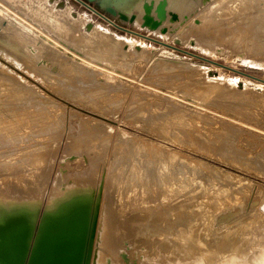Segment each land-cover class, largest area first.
<instances>
[{
  "label": "rangeland",
  "instance_id": "obj_1",
  "mask_svg": "<svg viewBox=\"0 0 264 264\" xmlns=\"http://www.w3.org/2000/svg\"><path fill=\"white\" fill-rule=\"evenodd\" d=\"M26 1L0 0V6L28 24L36 42L41 36L47 42L35 47L7 33L11 24L0 15V123L27 121L31 114L30 122L43 126L21 142L22 176L3 175L1 187L15 182L19 187L10 190L32 195L43 210L52 197L87 185L98 192L99 205L105 201V223L120 227L123 238L138 220L128 211L140 196L134 186L152 185L142 182L141 169L159 156L171 168L177 165L186 183L181 196L194 202L190 212L196 213L186 216L182 231L196 218L218 243L226 240L230 250L218 251L224 259L216 254L211 264H264V0H205L184 14L168 0L162 19L155 9L161 0H142L143 10L132 12L109 0H100L101 8L85 0H49L80 19L69 32L53 27ZM108 5L135 15L134 22L103 12ZM146 16L161 24H144ZM8 171L0 167V173ZM120 203L127 204L119 212L127 218L117 214L125 209ZM187 231L179 237L184 255ZM144 247L139 254L148 252ZM195 256L192 264H206L203 253Z\"/></svg>",
  "mask_w": 264,
  "mask_h": 264
},
{
  "label": "bare ground",
  "instance_id": "obj_2",
  "mask_svg": "<svg viewBox=\"0 0 264 264\" xmlns=\"http://www.w3.org/2000/svg\"><path fill=\"white\" fill-rule=\"evenodd\" d=\"M109 1L111 3L112 2L115 3L116 5L115 4L114 5L117 7L119 6L123 9L126 8V10H128L130 12H132V10H131L132 8L137 9L138 11L143 10L142 0H109ZM161 1H162V3L156 5L155 9H156V12H158V17L162 19L165 16V13H164L165 10H164L163 4L165 3V1L168 2V0H164V2H163V0H161ZM204 1L205 0H196V1L195 0H171L174 8L182 11L183 14H184V12L192 13L198 7V5H200V4L202 5V3ZM199 2H202V3H199ZM25 3L28 5V7L32 11L40 14L43 18L48 20V22L55 28L62 29L64 31L69 32L71 30L76 29L78 27V24L80 23V19L78 17H76L77 15L72 17L71 16L72 11L70 10L69 7H67V5L63 6L64 5L63 3H61V6H63L64 8H61V9L58 8V4H54V3L52 4L51 3L52 4L51 5L49 0H27ZM0 15L3 16V18L4 17L7 18V20L11 24V25H8V26H10L9 28L7 26H5L4 31H6V29H7L8 31L13 33V35H16L17 38H21V39L24 38L26 41L29 40L30 42L33 41L35 47H37V45L40 43H46L47 42V38H45L44 36H41V39L40 40L38 39L39 41L37 40V42H36V37L38 36L37 33L28 24L19 20L14 15H11L5 8H2L1 6H0ZM73 15H74V13H73ZM128 16H131V15H128ZM197 16L200 18L199 15H197ZM0 23H1V21H0ZM85 24H86V29L91 30L94 27V25L89 23L88 21H86ZM92 25H93V27H92ZM22 34H24V35L21 36ZM262 34H264V32H262ZM4 35L2 34V36H4ZM7 36L8 35L6 34V36L4 38H6ZM8 38L10 39V37H8ZM6 40H7V38H6ZM15 40H17V42L19 41L18 39H15ZM29 41H27V42H29ZM100 46L103 47L102 44H100ZM84 48H87V46L85 45ZM168 55H169V53H168ZM29 115H31V114L27 115V121H23V122L18 121L16 123H10V122L2 123V124L0 123V155L6 158V159L0 161V167H11V171L5 172L4 174L0 173V180H1V178H2V180L4 179L2 177L3 175L5 178L6 177L9 178L10 175L12 177V175H14V174H16V175H17V173L19 174V171H21L20 166H22L21 165L22 160L20 159L19 154H18L21 142L24 139L32 136L34 133L41 131L40 129L42 128L43 125L37 124L38 122L36 124L30 122L29 119L31 118V116H29ZM174 133L175 132L170 133V134L172 136H174ZM208 142H211V140ZM212 143H211V145H212ZM204 146H206V145H204ZM211 149H212V147H211ZM214 149H215V147H214ZM228 151L229 150H227V152ZM10 156L12 159L7 158ZM155 158H157L155 161H148V163L145 164L141 169V175L143 176V181H142V177H141V181L142 182L145 181V183H146V181L149 180L147 182H149V183L151 182L152 185L150 184L151 186H148L149 185V183H148V185H147L148 187L143 186L144 188H140V187H142L141 185H143V184L138 185L137 183H135V184H137L136 186H140L139 187L140 190H138V188H135V186L133 185L134 191H136L137 195L140 193L139 194L140 196L138 195L139 196L138 197L136 195L138 198L136 199V197H135V199H133L135 201H133L131 199L132 202L130 201L131 202L130 206L133 204L134 208L132 207V209H130L131 208L130 207L129 208L130 210L128 209V211L134 212V213L132 212L134 214V216L133 215L132 216L135 219H133V220L131 219V220L134 222L136 219H138L137 224L135 223L136 224L135 226H134V224L132 225L135 228L131 229L132 226L130 227L129 225H127L131 229L130 230L131 233L129 236L133 237L132 240H131V238L126 237V234L130 231L125 232L126 233V234L124 233L125 236L123 235L124 237L121 238L122 236H119V235H121L123 233L122 228H121L122 233L120 234V232H119L120 227L118 230L117 227L109 226L108 225L109 223L108 224L105 223L106 222L105 221V212L106 211L104 208L105 201H104V203H102V205H99L98 204L99 202L96 199L97 196L95 195V193L97 194L98 192L90 190L89 187H87V185H80L76 188L68 189V190H66L65 193H63V195L61 197H52V199L49 200V203L46 205L45 209L43 208V210H41L40 201L33 198L32 195L29 194V191L26 193L28 195H31V196L23 197V196L19 195L20 192L22 193V191L19 192L17 190H14V191L10 190L11 188L12 189L15 188V186L19 187L18 185H15V186L13 185L15 182H13V184L10 185V182H12V180L14 181V179H15L14 177L11 179V181L7 180L8 182L10 181L9 184H7V182H6V184H5V182L3 183L5 186L10 185V189H8L9 187H7L6 189H4L5 187L2 188L1 187L2 184L0 183V232L6 231L10 227L18 225L19 223H24V222L33 223V222H36L37 220H40V219H42V220L46 219L47 220V219H52V218H60V217L69 216L73 212L77 211V209H79L83 206L94 208L95 204H98L99 210H98L97 228H96V235H95V240H94L90 264H192L191 261H189V257L192 256L195 258L196 261L199 260V257L195 256V253H197V251H200L201 253H203L205 255L206 264H211V260H213L212 258L214 257V260H215V255L217 254L218 251L220 253L223 251H224L223 253L228 252V251H226L227 245L225 243H223V241L225 239L223 241L222 240L219 241V243H220L219 244L218 241L216 240V238H214L213 235L211 237V235L205 229H203V227H201V223L196 221L197 220L195 218L196 216L193 217L195 219L192 222L191 219H193V218L191 216L196 213V210L190 212V209L193 206L194 202H192V200L187 201L186 199H188V198L181 196L182 191H185V185L183 184V183H185L184 182L185 180H182L183 179L182 176H181L182 178L178 177L181 175V173L179 170L176 169L177 165L175 164L176 167L171 168L172 163H170L169 165L164 164V162H162V160L159 159V156H155ZM173 165H174V163H173ZM13 169H14V171H12ZM19 175H21V174H19ZM17 178H16V182H17ZM22 178H21V180H23ZM236 178H235V180H236ZM139 179H138V181H139ZM5 180L6 179H4V181ZM18 180L21 181L19 178H18ZM25 182H26V180H25ZM17 183L19 184L20 182H17ZM138 183H141V182L139 181ZM145 183H144V185H145ZM167 183L168 184L170 183V186H167L166 185ZM95 185H96V183H95ZM164 185L166 186V188L171 187V191L166 192L164 189ZM12 186H14V187H12ZM20 186H21V184H20ZM27 186L28 185H26L25 188ZM29 186H30V184H29ZM32 187H28V188H32ZM103 187H102V189H103ZM25 188H23V190ZM114 189H116V187ZM27 190H29V189H27ZM30 190H32V189H30ZM125 191H123V193L127 194V192H125ZM138 191H140V192H138ZM103 192H102V194H104ZM26 193H24V194H26ZM185 193H186V191H185ZM186 197H187V195H186ZM103 198H104V196H103ZM128 198L129 199L131 198L129 196V193L126 196V199H128ZM181 199L183 201L180 202ZM115 200H116V198H115ZM115 200H113V202H115ZM154 200H155V204L153 203ZM111 201H112V199H111ZM198 202H201V201H198ZM115 203H116V207L114 205ZM115 203L113 204V206L115 208H117V201ZM124 203H128V201H126ZM188 203H192V204L189 205ZM100 204H101V202H100ZM121 204L122 203H120V205H118V206L123 205V204L122 205ZM125 205H127V204H125ZM125 205L122 206L123 209L125 208L124 207ZM128 207H129V205H128ZM136 207H137V209H136ZM138 207L139 208L141 207L143 210H139ZM119 208L120 207H118V210H120ZM126 208L124 209V211L122 210V208L120 211L117 210L118 216L120 214V215H122L121 217H123L125 213L123 214V213H119V212H121V211L125 212ZM113 212H115L114 209H113ZM111 214H112V212H111ZM113 215H114V213H113ZM187 215H191V216H189V217H191V219L190 218L189 219L191 220L192 223H190L185 228L186 230H188L187 232L189 235L188 241L186 240L187 241L186 243H188V242L189 243L186 244V248H185L186 249L185 251H187V255H184V254H182L184 241L182 242L183 243V245H182V243L180 241L181 238H179V237L181 235L180 233L186 232V230L182 231L184 228L182 229L183 225L181 227V223H183L184 221L186 222V216ZM126 216H124L123 218H125ZM128 216H130V214ZM118 220L120 221V218ZM139 220H141V221H139ZM170 223H173V225H170ZM125 224H126V222H125ZM128 224H130V223L128 222ZM116 226H117V223H116ZM122 226L124 227L126 225L122 224ZM127 228L128 227H126V230H127ZM116 229L119 232L118 236H117L118 232L116 231ZM124 231H125V229H124ZM225 233L226 232H224L223 234H225ZM227 233H229V232H227ZM237 233H240V232H238V230H237ZM240 236H241V234H240ZM245 236H246V234H245ZM247 237H248V235H247ZM210 238H212V239L214 238L213 240L217 241V243H214L215 245L213 243H211L212 240ZM223 238H221V239H223ZM217 239L220 240L219 238H217ZM227 239H228V241H227V244H228V242H230L229 241L230 239L229 238H227ZM234 239H235V237H234ZM234 239H232V240L234 241ZM215 241H213V242H215ZM191 243H196L197 247H194V244L192 245ZM134 244L137 245V250L134 249L135 248V246H133ZM142 244H146L144 246H147V247H144V246L140 247ZM224 244L226 246H224ZM233 244L234 243H231L232 246H233ZM235 244H236V242H235ZM232 246H230V243H229V247H232ZM143 247H144V250L146 248L145 251L148 250V252L144 255H143V253L139 254V252H141ZM260 248H261V246H260ZM152 250H154L155 252H156V250H158V253H157L158 257L156 255L157 259H155V255H154L155 252ZM220 250H222V251H220ZM151 251L154 255V258L151 257L153 255H150V254H152ZM238 251H241V250H238ZM142 252H143V250H142ZM254 252L256 253V251H254ZM234 253H236V252H234ZM261 254L263 255V252H261ZM219 255H221V254H219ZM219 255H218V257H219ZM262 255H260V257ZM226 256H227V254H226ZM220 257H219V259H220ZM237 257H238V255H237ZM260 257H258V259H260ZM221 258H223V257H221ZM238 258H240V257H238ZM243 259L246 260L245 258H243ZM261 261L264 262V255H263ZM181 262H183V263H181ZM217 262H216V264H217ZM219 264H221V263H219Z\"/></svg>",
  "mask_w": 264,
  "mask_h": 264
},
{
  "label": "water",
  "instance_id": "obj_3",
  "mask_svg": "<svg viewBox=\"0 0 264 264\" xmlns=\"http://www.w3.org/2000/svg\"><path fill=\"white\" fill-rule=\"evenodd\" d=\"M85 1L101 8L100 0ZM102 11L125 21L136 18L113 5ZM172 17L177 19V13ZM144 24L156 28L161 22L146 16ZM98 210V204L94 208L83 206L69 216L19 223L0 232V264H90Z\"/></svg>",
  "mask_w": 264,
  "mask_h": 264
}]
</instances>
